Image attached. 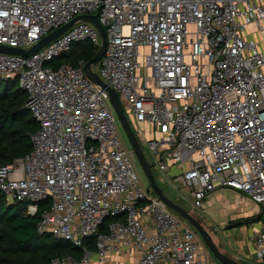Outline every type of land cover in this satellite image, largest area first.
<instances>
[{
    "label": "built area",
    "instance_id": "obj_1",
    "mask_svg": "<svg viewBox=\"0 0 264 264\" xmlns=\"http://www.w3.org/2000/svg\"><path fill=\"white\" fill-rule=\"evenodd\" d=\"M79 16L104 29L94 72L125 101L161 182L181 184L196 210L221 189L257 205L252 242L264 264V0H0V45L28 50ZM82 42L101 44L78 21L29 57L0 53V81L26 93L37 125L31 151L0 166V194L28 216L46 203L37 233L81 251L49 264L134 250V264H208L193 228L142 188L107 89L81 60L48 65Z\"/></svg>",
    "mask_w": 264,
    "mask_h": 264
},
{
    "label": "trees",
    "instance_id": "obj_2",
    "mask_svg": "<svg viewBox=\"0 0 264 264\" xmlns=\"http://www.w3.org/2000/svg\"><path fill=\"white\" fill-rule=\"evenodd\" d=\"M97 48L82 42L48 63L55 67L61 63L77 65L94 58ZM26 93L17 83L0 81V166L21 158L31 151V135L37 125L25 109ZM26 203H8L0 194V264H49L55 257L70 255L75 259L81 251L69 242L39 235L36 223L46 203L39 204L34 216L26 215ZM93 248L91 242H85Z\"/></svg>",
    "mask_w": 264,
    "mask_h": 264
},
{
    "label": "water",
    "instance_id": "obj_3",
    "mask_svg": "<svg viewBox=\"0 0 264 264\" xmlns=\"http://www.w3.org/2000/svg\"><path fill=\"white\" fill-rule=\"evenodd\" d=\"M78 21H84V22H87L93 25L97 29L99 33L100 41H101L100 47L98 48L94 58L85 63L83 67L84 74L92 83L102 88H106L104 83L99 79L97 74L94 72V68L99 63V61L101 60L104 54L105 45H106V36H105L104 29L101 26V24L98 22L96 16L76 17L73 20H71L68 24L62 26L61 28L51 32L50 34L42 38L41 41L36 43L34 46H32L28 50L11 48V47L0 45V53L29 57L35 52H37L38 50H40L41 48H43L44 46H46L47 44H49L51 41L59 37L66 30H68L72 25H74V23ZM106 89L109 94L110 103L114 108L116 118L125 134V137L127 139L129 146L131 147V149L133 150L135 154L136 160L141 170L143 171L153 193L167 206L168 209L175 212L184 222H186L188 225H190L194 229V231L197 233V235L200 237V239L205 244L208 251L212 254L213 258L216 259L220 264H240L234 261L233 259H231L230 257L222 254L216 247L215 243L212 240V237L206 231L204 226L198 220H196L187 210L183 209L182 207H180L179 205H177L176 203L168 199L164 195L163 191L156 185L154 177L151 172V167L146 162L145 157L142 153V150L138 144V141L136 137L134 136L127 122L125 114L120 105L118 95L110 88H106ZM246 221L247 220H238V221L232 222L229 225H227L226 229L239 227L242 225L243 222H246ZM251 221L252 222L259 221V216L251 219Z\"/></svg>",
    "mask_w": 264,
    "mask_h": 264
},
{
    "label": "crops",
    "instance_id": "obj_4",
    "mask_svg": "<svg viewBox=\"0 0 264 264\" xmlns=\"http://www.w3.org/2000/svg\"><path fill=\"white\" fill-rule=\"evenodd\" d=\"M176 173L175 168H170L168 171L169 176ZM204 208L215 219L210 223L217 228L218 240L221 245V250H218L240 264H255L252 236L260 231V224L259 221L252 222L251 219L259 216V207L236 191L221 189L204 201ZM238 220L247 221L239 227L226 229L227 225ZM138 257V250L109 254L102 264H134ZM206 262L215 264L208 259V254ZM90 264L99 263L95 258H92Z\"/></svg>",
    "mask_w": 264,
    "mask_h": 264
},
{
    "label": "rangeland",
    "instance_id": "obj_5",
    "mask_svg": "<svg viewBox=\"0 0 264 264\" xmlns=\"http://www.w3.org/2000/svg\"><path fill=\"white\" fill-rule=\"evenodd\" d=\"M95 69V68H94ZM120 102L122 107L125 106V101H123L122 98H120ZM125 117L127 119V122L130 126V128L136 132V126L133 122V119L131 117V115L127 112L124 111ZM114 122L118 131V134L122 140V142L124 143V145L129 148L127 139L125 137V134L116 118V115H114ZM141 129L145 130V132H148L147 130H149L147 128L146 125H141ZM139 141V145L141 147L142 153L145 157L146 162L151 166V172L152 175L154 177L155 183L156 185L163 191L164 195L170 199L171 201H173L174 203H176L177 205H179L180 207H182L183 209L187 210L196 220H198L201 224L204 225L206 231L210 234V236L212 237L213 242L215 243V245H217L218 249L221 250V245L219 244V240H218V232L216 231V226L211 225L210 222H214V217L211 215V213H208L205 208H204V203L202 205L201 210H196L191 208V202L192 197L190 196V194L184 190L183 186L175 181L172 182V185L168 184V182L165 179V182H161V174L158 172L157 168L152 166V160L150 157V154L147 150V148L145 147L144 143L138 139ZM135 170L136 173L139 177V182L142 186V188L144 190H147L149 187V183L143 173V171L141 170L139 164L137 161H135ZM206 205V204H205ZM170 213L178 218L180 221H183L175 212L170 210ZM192 228V227H191ZM215 228V229H214ZM194 230V229H193ZM199 237V236H198ZM199 240L201 242V247H202V253L207 256L208 254V259L213 261L215 264H220L216 259L213 258L212 254L208 251V249L206 248L205 244L203 243V241L200 239ZM255 264L257 263V259L256 261H254Z\"/></svg>",
    "mask_w": 264,
    "mask_h": 264
},
{
    "label": "flooded vegetation",
    "instance_id": "obj_6",
    "mask_svg": "<svg viewBox=\"0 0 264 264\" xmlns=\"http://www.w3.org/2000/svg\"><path fill=\"white\" fill-rule=\"evenodd\" d=\"M203 225V224H202ZM204 226V225H203ZM205 228V227H204Z\"/></svg>",
    "mask_w": 264,
    "mask_h": 264
}]
</instances>
